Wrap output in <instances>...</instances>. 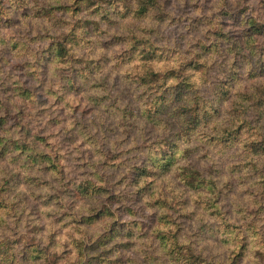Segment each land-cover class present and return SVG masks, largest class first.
I'll return each mask as SVG.
<instances>
[{"label": "rangeland", "instance_id": "1", "mask_svg": "<svg viewBox=\"0 0 264 264\" xmlns=\"http://www.w3.org/2000/svg\"><path fill=\"white\" fill-rule=\"evenodd\" d=\"M159 1L0 0V264H264V0Z\"/></svg>", "mask_w": 264, "mask_h": 264}, {"label": "trees", "instance_id": "2", "mask_svg": "<svg viewBox=\"0 0 264 264\" xmlns=\"http://www.w3.org/2000/svg\"><path fill=\"white\" fill-rule=\"evenodd\" d=\"M160 1L159 0H137L136 6L133 11L132 14H134V17L136 18H140L142 17V19L144 18H149V13H157L160 12L161 14L164 13V11H161L160 7ZM160 8V9H159ZM255 33V32H254ZM253 33V34H254ZM257 33L263 34L264 30L263 29H259ZM251 38V36H250ZM250 42H248L249 44ZM156 48L151 44L150 48L146 47L144 48V54H143V58H142V64H141V69L138 71L141 72H145V71H149V72H153L154 70V57L152 56L154 53V50ZM262 84H264V82H262L261 84H259L257 87H259L260 89L264 86H262ZM260 92L258 93V96L261 98L260 101L264 102V95H259L261 93V90H259ZM229 95L231 96V107L233 108V113L234 114V118H241L244 120L243 117V112H242V108L247 105L248 103H257L254 102V98L257 95L256 93H251L249 91H236L233 94L231 92H228ZM258 101V102H260ZM256 115L258 116V118L254 117V121L252 128L258 130V133H260V137L263 138V140L261 139H257L261 142H264V110H257ZM227 129H230V126H226L223 127V129L221 131L217 130V133L220 134V136L224 137L226 134L231 135L233 132H236L238 129V127L236 129H231L229 132H227ZM240 135L236 133V135L234 136L233 139H239ZM220 141V140H219ZM255 140L249 141V143L247 144L248 147L251 149L250 153H254V154H261L264 151V145L263 143L257 144L258 142H255V144H251L254 143ZM246 145V146H247ZM34 152H36L34 150ZM37 153V152H36ZM264 153V152H263ZM249 155V154H247ZM250 162H252L254 167H257L259 162L258 161H254L251 160ZM191 178L190 181H188L187 183H189V185H191V188L194 187V181H193V177H189ZM188 185V184H187ZM190 187V186H189ZM229 228V227H228ZM170 234H168V236L166 235L165 238H162L163 241H165V247L167 249H170L169 252H173V248H171L172 246H174V249L178 248L177 246V239L174 238V235H172V237H169ZM170 243V247L168 246V244ZM237 248V249H236ZM235 248V252L234 255L235 256H242L245 252L246 249V244L241 241V243H239ZM176 260H178V262L180 263V260L178 257H175ZM195 260V259H194Z\"/></svg>", "mask_w": 264, "mask_h": 264}]
</instances>
